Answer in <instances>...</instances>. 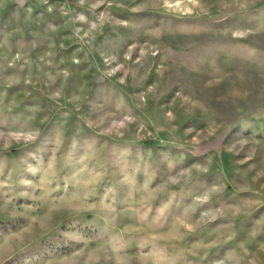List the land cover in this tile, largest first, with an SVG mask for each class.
<instances>
[{
    "label": "rangeland",
    "instance_id": "rangeland-1",
    "mask_svg": "<svg viewBox=\"0 0 264 264\" xmlns=\"http://www.w3.org/2000/svg\"><path fill=\"white\" fill-rule=\"evenodd\" d=\"M0 264H264V0H0Z\"/></svg>",
    "mask_w": 264,
    "mask_h": 264
}]
</instances>
